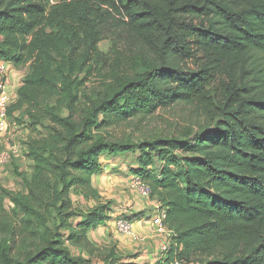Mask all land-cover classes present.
I'll return each instance as SVG.
<instances>
[{"label": "trees", "instance_id": "1", "mask_svg": "<svg viewBox=\"0 0 264 264\" xmlns=\"http://www.w3.org/2000/svg\"><path fill=\"white\" fill-rule=\"evenodd\" d=\"M0 62L28 67L9 122L45 132L1 190L0 264H140L89 238L113 219L102 159L136 152L173 233L156 264H264V0H0ZM174 106L198 128L119 135Z\"/></svg>", "mask_w": 264, "mask_h": 264}, {"label": "rangeland", "instance_id": "2", "mask_svg": "<svg viewBox=\"0 0 264 264\" xmlns=\"http://www.w3.org/2000/svg\"><path fill=\"white\" fill-rule=\"evenodd\" d=\"M110 49V41H103L100 44L101 52L108 53ZM27 70L28 67L20 69L12 68L10 70V79H12V74L17 75L18 79L23 78L27 74ZM12 85L16 87L17 84H15L14 81V84ZM198 122L197 115L190 108L174 106L167 110H160L152 119L143 122L137 129L129 128L126 131L118 132L119 135L133 133L136 140L143 139L149 135L153 137L165 136L181 138L183 132L188 131V129H197ZM38 133L44 134L45 132L43 129H40ZM38 133L33 134L30 130L21 128V132H15L11 136L6 134L0 136V155L14 144L20 149L19 156L17 158L13 156L10 159V162L4 165L0 170V193L2 189L14 192L23 191L21 176L30 175L32 172V164L25 157V146L27 141L32 137L37 136ZM139 155L140 153L136 152V154L129 153L113 159L104 158L110 163L105 164L106 169L103 173L106 180L100 182L102 184V190L99 191L103 198L102 202L111 205L112 212L110 215L127 212L126 210L129 209L132 210L134 206L136 207L141 203L140 201H144L145 204L152 203V206H150V204L149 207H147L148 210L154 208L153 200L150 202L133 188L135 169L137 168V158ZM73 201L75 207H80L84 210L91 208L96 204L94 201H88L79 195H73ZM6 209L10 210L9 203L6 204ZM143 214L144 213L140 212L139 215L137 214L136 216H133L132 220L136 219L137 222L141 221ZM117 221L118 219L109 221L106 226L101 227L102 231H98V233L97 230L91 232L89 237L91 243L97 249L116 247L122 255H130L135 258L134 260L136 262L140 264H148V257L153 256L154 252L149 253L148 255V253L145 252L147 246L144 244L148 243V241H150L149 243H152L153 240H150L149 238L144 239L147 234H142L140 231H136L135 228L134 232L137 239L128 238L127 236L122 235L118 231ZM76 222H78V219L74 220V223ZM111 230L113 231L112 233H110ZM92 233L95 236H93ZM73 254L78 255L79 251L73 249ZM83 256L88 257V254L84 253Z\"/></svg>", "mask_w": 264, "mask_h": 264}, {"label": "built area", "instance_id": "3", "mask_svg": "<svg viewBox=\"0 0 264 264\" xmlns=\"http://www.w3.org/2000/svg\"><path fill=\"white\" fill-rule=\"evenodd\" d=\"M12 82L10 79V64L7 62H0V135H12L13 133L21 132V128L16 124H11L7 118V109L9 105L14 101V96L11 92ZM8 149V148H7ZM20 154V149L17 145H12L8 150H5L0 155V170L2 167L10 162V159L18 157ZM135 190L144 198L149 201L151 200V190L150 188L138 177H134ZM166 212L160 210V206L156 207V213H154L150 218H147L143 223L148 224L150 230L157 236L166 238L167 242L163 243L159 249L160 258H165L170 250V241L173 236L172 231H170L165 223ZM118 231L127 237L132 239H137L134 232L133 223L126 219H119L117 221ZM171 264H182L179 261H174Z\"/></svg>", "mask_w": 264, "mask_h": 264}, {"label": "crops", "instance_id": "4", "mask_svg": "<svg viewBox=\"0 0 264 264\" xmlns=\"http://www.w3.org/2000/svg\"><path fill=\"white\" fill-rule=\"evenodd\" d=\"M14 78V79H13ZM12 80H13V84H14V81H15V84L16 87L13 85L12 89H11V92H12V95L14 96V98H16V95H15V92H16V89H18V87L20 86V83L22 81V78H19L17 77V75L15 74H12ZM104 162V164H103ZM109 164L110 162L109 161H106L105 159H102V165H103V168H104V171H105V164ZM106 177V176H105ZM102 180H106V178H104V173L94 177L93 179V183H94V186L95 188L99 191V190H102V184L100 183ZM100 193V191H99ZM141 203H139V205H137L136 207L134 206V208L132 210H126L127 212H121L120 214L119 213H114L112 215L113 219H126V218H131L133 216H136L137 214L139 215V213H144L142 215V218H141V221L137 222L136 219L133 220V225H134V228L136 229V231H140L142 234H147L145 238H149L150 240H153L152 243H149L150 241H148V243L144 244L146 245V251L149 255V253H153V256H149L148 257V260H149V263L148 264H156L159 260V255H160V247L163 243L167 242L166 238L164 237H160V236H157L155 235L151 230H150V227L147 226L148 224H144L143 222L147 219V218H150L154 213H156V207L159 206V204L154 201L153 202V206L154 208L153 209H150L148 210L147 207L152 206V203L150 204H145L144 201H140ZM149 202V201H148ZM151 202V201H150ZM112 219V220H113ZM111 220V221H112ZM98 231H102V228L100 227L98 230H97V233ZM113 231L111 230L110 233H112ZM93 234V233H92ZM91 234H89V237H90ZM93 236H95L93 234ZM124 238V237H123ZM130 238V237H128Z\"/></svg>", "mask_w": 264, "mask_h": 264}, {"label": "clouds", "instance_id": "5", "mask_svg": "<svg viewBox=\"0 0 264 264\" xmlns=\"http://www.w3.org/2000/svg\"><path fill=\"white\" fill-rule=\"evenodd\" d=\"M12 69V67H11V65H10V70ZM11 78H12V75H11ZM11 82H12V84H13V80L11 79ZM12 87H13V85H12ZM15 99V98H14Z\"/></svg>", "mask_w": 264, "mask_h": 264}]
</instances>
